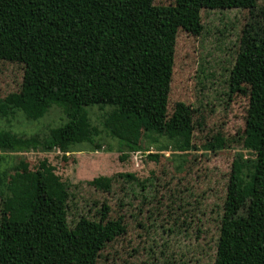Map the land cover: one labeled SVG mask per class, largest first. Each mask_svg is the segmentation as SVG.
<instances>
[{"label":"trees","instance_id":"1","mask_svg":"<svg viewBox=\"0 0 264 264\" xmlns=\"http://www.w3.org/2000/svg\"><path fill=\"white\" fill-rule=\"evenodd\" d=\"M257 1L0 0V62L23 68L19 91L0 98V118L21 114L34 122L52 107L64 115L43 137L0 130V152L71 153L76 146H92L100 133L90 120L94 107L111 109L106 120L118 126L112 135L137 151L141 137L153 135L167 139L174 152L195 151V127H202L193 121L197 111L179 103L167 114L178 34L201 36L204 11L251 14ZM240 43L228 82L231 94L244 88L248 93L242 146L256 158L246 165L233 162L221 222L246 202L235 264H264V20L257 39L246 30ZM229 141L219 130L201 149L216 154ZM55 178L53 170L29 172L22 162L7 178L0 176L1 201L15 200L9 211L1 210L0 264H107L101 252L113 236L111 223H103L108 207L99 220L80 216L69 226L67 184L52 196ZM87 183L104 192L111 188L104 177Z\"/></svg>","mask_w":264,"mask_h":264},{"label":"rangeland","instance_id":"2","mask_svg":"<svg viewBox=\"0 0 264 264\" xmlns=\"http://www.w3.org/2000/svg\"><path fill=\"white\" fill-rule=\"evenodd\" d=\"M263 20L264 0H258L251 14L236 9L204 11L205 28L199 37L179 32L167 114L171 116L179 103L197 111L193 121L202 122V127H195V151L174 152L167 139L154 135L141 137L137 151L112 135L118 126L106 120L111 109L94 107L89 109L90 120L100 132L94 145L76 146L71 153L0 152L1 178L21 162L29 172L53 170L56 178L50 194L59 196L67 184L69 226L80 216L99 220L106 205L103 223H111L113 234L101 252L107 264H217L219 259L221 264H235L247 203L222 223L226 185L235 160L246 165L256 157L242 146L248 93L244 88V93L231 94L228 81L244 47L240 43L244 31L257 39ZM22 77V66L0 62V98L19 91ZM63 121L62 111L52 107L34 122L21 114L0 118V130L43 137ZM219 130L230 138L229 146L216 154L203 151L207 138ZM98 177L111 181L109 192L88 185ZM14 206L10 196L0 199V217L2 208L9 211Z\"/></svg>","mask_w":264,"mask_h":264}]
</instances>
